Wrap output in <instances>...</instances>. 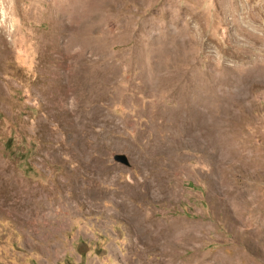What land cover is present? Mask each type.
I'll return each mask as SVG.
<instances>
[{"label":"rangeland","instance_id":"374dc122","mask_svg":"<svg viewBox=\"0 0 264 264\" xmlns=\"http://www.w3.org/2000/svg\"><path fill=\"white\" fill-rule=\"evenodd\" d=\"M0 264H264V0H0Z\"/></svg>","mask_w":264,"mask_h":264},{"label":"water","instance_id":"95a60500","mask_svg":"<svg viewBox=\"0 0 264 264\" xmlns=\"http://www.w3.org/2000/svg\"><path fill=\"white\" fill-rule=\"evenodd\" d=\"M113 159L115 161L121 162V163H123L125 165H128V166L130 165L129 160H128L127 156L124 153H116V154H114L113 155Z\"/></svg>","mask_w":264,"mask_h":264}]
</instances>
